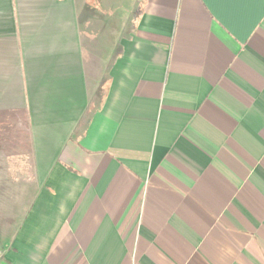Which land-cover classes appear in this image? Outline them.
Here are the masks:
<instances>
[{"label": "crops", "instance_id": "0c3cea01", "mask_svg": "<svg viewBox=\"0 0 264 264\" xmlns=\"http://www.w3.org/2000/svg\"><path fill=\"white\" fill-rule=\"evenodd\" d=\"M77 3L0 0V264H264V0Z\"/></svg>", "mask_w": 264, "mask_h": 264}, {"label": "rangeland", "instance_id": "374dc122", "mask_svg": "<svg viewBox=\"0 0 264 264\" xmlns=\"http://www.w3.org/2000/svg\"><path fill=\"white\" fill-rule=\"evenodd\" d=\"M113 1L116 0H78L76 7L79 27L83 31L86 30V33L89 31L94 40H99L100 36H107L106 40L109 43L110 31L115 27L119 30L121 25L126 23V14L124 12L120 14ZM22 130L25 128L22 127ZM23 142L29 145V136L26 133L23 135ZM22 151L28 157L30 150L23 146Z\"/></svg>", "mask_w": 264, "mask_h": 264}]
</instances>
